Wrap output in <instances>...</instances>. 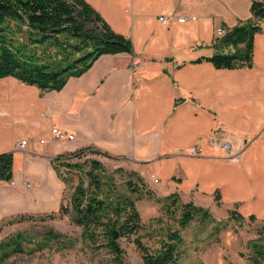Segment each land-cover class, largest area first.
Returning <instances> with one entry per match:
<instances>
[{"label": "crops", "instance_id": "1", "mask_svg": "<svg viewBox=\"0 0 264 264\" xmlns=\"http://www.w3.org/2000/svg\"><path fill=\"white\" fill-rule=\"evenodd\" d=\"M86 1L131 39L133 53L102 54L42 95L0 77V153H13V178L0 181V219L57 211L65 185L50 159L88 145L132 163L158 196L211 205L218 190L222 206L264 219V21L252 67L194 61L215 51L217 28L251 17V0ZM53 126L73 138L55 140Z\"/></svg>", "mask_w": 264, "mask_h": 264}, {"label": "trees", "instance_id": "2", "mask_svg": "<svg viewBox=\"0 0 264 264\" xmlns=\"http://www.w3.org/2000/svg\"><path fill=\"white\" fill-rule=\"evenodd\" d=\"M250 14V18L215 38L212 54L194 61L205 59L218 69L252 67L253 37L262 29L264 0H251ZM121 52L133 53L131 39L115 32L86 0H0V77L13 76L24 84L34 85L41 95L63 88L70 77L81 75L102 54ZM88 153L110 156L102 149L88 145L50 159L65 185L57 211L18 213L1 218L0 227L33 218L67 217L81 228V236L90 244L104 248L115 261H121L120 240L136 235L143 228L136 201L144 196L150 198L153 191L135 171L131 174L136 181L122 179L117 183L115 172L106 173L99 160L86 157ZM84 156L82 163L71 162L73 158ZM58 166L66 167L69 175H62ZM75 169L82 170L76 183L71 175ZM12 178L13 153L1 152L0 181L9 182ZM68 188L71 191L66 199ZM213 197L220 205L218 190ZM165 199L180 210V226H186L194 216L208 214L191 201H181L177 193ZM232 214L241 217L237 210ZM249 218L255 219V216L249 215ZM45 235L48 241L63 246L74 243L72 237L55 230L46 231ZM133 241L144 264H176L183 254L182 239L177 231H168L154 251H150L140 238L134 237ZM257 242L249 246L254 264L264 262V245ZM21 246V240H18L14 249Z\"/></svg>", "mask_w": 264, "mask_h": 264}, {"label": "rangeland", "instance_id": "3", "mask_svg": "<svg viewBox=\"0 0 264 264\" xmlns=\"http://www.w3.org/2000/svg\"><path fill=\"white\" fill-rule=\"evenodd\" d=\"M86 157L99 160L106 173L115 172L117 183L122 179L136 181L132 171L140 174L133 169L132 163L121 158L91 153ZM84 158L85 156L73 158L71 162L82 163ZM58 169L62 175H69L66 167L58 166ZM81 171L72 170L75 183L77 176L82 174ZM150 179L155 183L159 181L154 173L150 174ZM147 185L152 189L148 182ZM70 191V188L66 190V199ZM152 191L150 198L144 196L136 201L143 228L136 235L120 240L123 251L119 262L104 248L93 246L84 239L81 228L71 223L67 217H56L51 220L33 218L1 226L0 264H144L133 241L134 237L140 238L150 251H154L160 247L168 231H177L182 239L183 254L176 264H254L250 259L252 250L249 246L257 241L264 245L262 219H251L249 215L243 214L241 217L235 216L232 213L233 210L236 211V206L229 208L217 205L216 202L210 205L183 201L178 195L181 201H191L208 213L207 216H194L186 226H180V210L173 208L170 201L165 199L173 193L158 196L153 189ZM49 230L69 235L74 243L63 246L48 241L45 232ZM18 240H21L22 246L14 249Z\"/></svg>", "mask_w": 264, "mask_h": 264}, {"label": "built area", "instance_id": "4", "mask_svg": "<svg viewBox=\"0 0 264 264\" xmlns=\"http://www.w3.org/2000/svg\"><path fill=\"white\" fill-rule=\"evenodd\" d=\"M196 17L195 16H191L190 19L194 20ZM158 20L161 22V23H166L167 22V17L165 15H162V16H159L158 17ZM178 22H184L185 21V17H180L177 19ZM224 29L222 28H217V35L218 36H221L224 34ZM51 134H52V137L55 139V140H58V141H61V140H65V139H72L73 138V135L71 133H68L67 131L63 130V129H60L58 127H52L51 128ZM39 142L42 143L44 142V139H39ZM26 144V140L25 139H22L19 143H18V146L19 147H23L24 145ZM229 145L227 143L223 144L222 145V148H226L228 149ZM199 148L197 146H193L191 147V151H198ZM13 183V182H11ZM29 185V182L26 181L25 182V186H28Z\"/></svg>", "mask_w": 264, "mask_h": 264}]
</instances>
